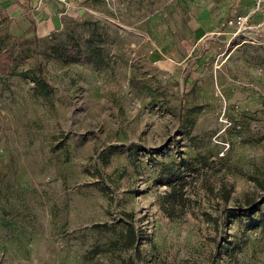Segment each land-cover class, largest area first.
Listing matches in <instances>:
<instances>
[{
	"label": "rangeland",
	"instance_id": "rangeland-1",
	"mask_svg": "<svg viewBox=\"0 0 264 264\" xmlns=\"http://www.w3.org/2000/svg\"><path fill=\"white\" fill-rule=\"evenodd\" d=\"M231 10L251 0H86L38 37L0 3V264H264V9L164 56Z\"/></svg>",
	"mask_w": 264,
	"mask_h": 264
},
{
	"label": "crops",
	"instance_id": "crops-1",
	"mask_svg": "<svg viewBox=\"0 0 264 264\" xmlns=\"http://www.w3.org/2000/svg\"><path fill=\"white\" fill-rule=\"evenodd\" d=\"M84 1L86 0H0V3L11 17L20 18L27 25L31 24L34 27L35 35L44 37L56 32L61 27V21L72 16L75 6ZM233 14L239 13L231 10L229 16ZM216 26L217 19L201 17L196 23L190 41L181 42L183 44L181 47L173 45L165 52V58L180 56L182 52L190 51L188 44L192 45V41L201 42L203 46V43L208 40L214 45V41L208 38L215 31ZM227 31V29L224 30V32ZM219 38L217 41H220Z\"/></svg>",
	"mask_w": 264,
	"mask_h": 264
},
{
	"label": "trees",
	"instance_id": "trees-1",
	"mask_svg": "<svg viewBox=\"0 0 264 264\" xmlns=\"http://www.w3.org/2000/svg\"><path fill=\"white\" fill-rule=\"evenodd\" d=\"M51 53L63 63H71L76 62L80 59L79 54L75 52L65 49V48H54L51 49ZM5 57L0 55V65H3L5 61H3ZM1 60L3 61L1 63ZM6 64V63H5ZM26 72L19 73L20 76L26 75ZM32 82L42 91V95L45 94L44 87L41 82L37 79L32 78ZM186 162H180L181 170L186 169ZM179 171H172L169 167H162L161 168V176L162 178L159 179V185L164 186L167 190L163 192V195L160 197L159 206L162 210H165V207H169L170 209L176 204L183 202V188L184 183H180V177L178 176ZM135 237L133 231L130 232V244L131 246L134 244ZM126 264H132L130 260L127 261Z\"/></svg>",
	"mask_w": 264,
	"mask_h": 264
},
{
	"label": "built area",
	"instance_id": "built-area-1",
	"mask_svg": "<svg viewBox=\"0 0 264 264\" xmlns=\"http://www.w3.org/2000/svg\"><path fill=\"white\" fill-rule=\"evenodd\" d=\"M101 2L107 5L111 2V0H101ZM260 9H264V0H251V10L248 11L246 15H242L240 13L233 14L226 19H223L219 24H217L215 31L209 36L208 39L213 40L215 45H223V41H217L219 37H228V41L225 43H229V40L238 38L252 28L247 25V20L252 14L255 13V11ZM263 23L264 22H262L260 26ZM225 29L228 31L224 32Z\"/></svg>",
	"mask_w": 264,
	"mask_h": 264
}]
</instances>
